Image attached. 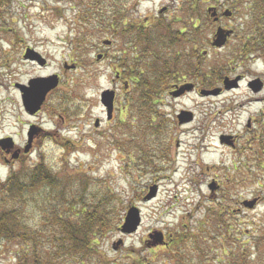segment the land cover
Returning a JSON list of instances; mask_svg holds the SVG:
<instances>
[{"label": "rangeland", "instance_id": "374dc122", "mask_svg": "<svg viewBox=\"0 0 264 264\" xmlns=\"http://www.w3.org/2000/svg\"><path fill=\"white\" fill-rule=\"evenodd\" d=\"M182 1L139 0L128 7L126 14L129 23L150 26L161 5L170 4L176 10ZM74 2L77 5L79 0ZM241 8L229 24L242 41L234 37L223 49H212L208 42L213 32L203 17L201 27L191 33L198 45L194 41L188 46V55L177 65L180 72L188 73L185 81L189 84L197 78L202 83L206 80L203 90H223L222 78L223 82L238 78V87L212 97L193 92L176 100L163 94L157 108L170 126L167 134L146 142L135 133L130 148L123 144L132 140L130 135L114 129L126 115L120 112L122 101L119 103L123 83L115 84L120 44L111 35L98 40L95 29L93 41L82 53L85 59L81 65L75 61L73 48L79 27L76 8L55 0L16 2L11 26L19 41H12V35L0 39V139L12 138L15 147L24 152L30 126L42 129L46 135L34 144L32 139L29 154L13 166L4 165L0 156V188L11 172L25 176L44 162L55 172L58 189L66 186L77 198L87 192L92 203L94 197L101 199L109 189L118 198L119 217L113 231L97 246L105 264H162L163 258H169L163 256L165 248L161 244L155 245L156 235L162 234L167 240L182 230L191 232L194 245L199 241L200 247L199 253L190 249L192 238L182 244L181 254L187 264H236L238 260V264H264V96L254 101L245 84L253 76L264 74V64L256 58L244 59L242 43L256 28L259 12L254 15L243 10L246 7ZM103 10L110 13L111 6L104 3ZM175 15L166 12L163 20L173 22ZM201 30L205 33L199 40ZM102 40L111 45H102ZM28 49L46 60L44 67L23 59ZM212 73L221 79L209 82L207 76ZM54 75L59 80L56 89L36 115L27 114L16 84L27 85L31 79ZM242 76L245 82L239 83ZM106 90L116 92L115 116L110 125L99 102ZM183 111L194 115V123L171 126ZM96 121L98 130L94 128ZM220 138L228 143H221ZM63 140L70 145L66 150L61 147ZM129 149L132 152L126 157L124 151ZM214 182L221 184L218 192L208 188ZM154 187L155 197L144 201ZM252 201V208L244 206ZM224 203H228L227 211H222ZM131 207L140 210L141 224L135 233L124 236L119 227ZM212 207L215 214H220L217 219L210 212ZM24 215L29 231L42 230V225H37L40 213L28 208ZM11 257L1 254L0 264H14ZM167 262L175 264L171 258ZM92 263V259L87 260V264Z\"/></svg>", "mask_w": 264, "mask_h": 264}, {"label": "trees", "instance_id": "16d2710c", "mask_svg": "<svg viewBox=\"0 0 264 264\" xmlns=\"http://www.w3.org/2000/svg\"><path fill=\"white\" fill-rule=\"evenodd\" d=\"M18 1L20 0H0V39L12 35L15 37L12 41H19L11 26L13 6ZM74 1L55 0L57 3L68 4L77 9L75 15L79 27L73 41V48L76 50L75 61H79L81 65L82 60L85 59L82 53L85 52L89 42L93 41L94 30L97 29L98 40L104 35H111V38L118 42V32L122 27H127L122 25L125 20L123 17L127 19L126 10L130 5L139 3V0H79L75 5ZM104 3L111 6L110 13L104 12ZM257 5L264 13V1H258ZM259 14H257L256 27L259 35L262 33L264 36L262 28L264 14L263 17ZM128 28V40L125 46L131 52L137 47L139 60L129 61L123 67L124 73L127 76H135V74L138 76L137 79L129 81V89L123 92L122 100L119 101V103L122 101L120 112L126 115L123 121L121 119L117 121L114 129L124 130L125 134L130 135L131 138L135 133H140L145 141L154 136L158 139L159 135L162 134L161 137H163L167 134L170 126L167 127L168 121L163 118L157 106L161 104L163 92L167 89L168 76L176 70L178 64L173 65L171 61L169 65L165 57L152 62L149 58L152 55L157 56L156 52L160 49L163 51L174 49V47L168 48V45L176 41L178 33L174 30L173 24L164 20L150 26H138L135 37H132L134 33L132 28L130 26ZM122 34L124 35V32ZM211 78L214 82L220 79L214 73L211 74ZM204 82L206 80L203 84ZM64 141L67 140H63L61 147L66 150L70 145L69 142ZM133 141L134 138L128 139L123 144L131 148ZM131 152L130 149L124 151L127 154L126 157ZM86 185L87 182L84 180L83 186ZM59 186L55 172L44 162L37 164L25 176L11 172L6 177L0 188L2 194L0 255L4 253L12 255L11 260L14 264H87L88 259L93 260L92 264L106 263L102 261L97 246L100 240L109 235L117 225V217H119V209L116 208L117 196L106 188L101 199L94 197L95 200L92 199L90 203L87 192L78 195L77 198L73 190H66V186L59 190ZM28 208L40 213V221L37 225H42L41 231L28 230L29 222L25 221L24 215V211ZM170 238L171 246H166L163 256L168 255L167 258H171L175 264H187L181 254V247L191 238L193 242L190 249L196 253L200 252L199 241L195 246V238L189 231L182 230L181 233ZM169 259L163 258L162 264H169L167 262ZM236 262L238 264L239 260ZM131 264L141 263L135 261Z\"/></svg>", "mask_w": 264, "mask_h": 264}, {"label": "flooded vegetation", "instance_id": "af4514ba", "mask_svg": "<svg viewBox=\"0 0 264 264\" xmlns=\"http://www.w3.org/2000/svg\"><path fill=\"white\" fill-rule=\"evenodd\" d=\"M169 3L173 0H167ZM260 0H184L180 3V5H178L177 9L175 10L174 8H172L170 4L167 5H161L159 10H158V14L157 17L155 18L154 21H152V24H155L161 20H163V15H165V13L170 12V13H174L177 14L174 16V20L173 22H168L173 24V28L174 30L178 33L176 35V41L173 42L172 44L168 45V48H172L174 47V49H165L164 51L162 49L158 50L157 56H153L151 53H149L150 55H152V57H150L149 59L151 60H160L163 57H165L168 60V64L170 65L171 61H173V65L178 64L179 60L181 58H184L185 56L188 55L187 50H188V46L192 45L195 41V44H197L196 39L194 38L193 34H191L193 31H196L198 28L201 27V25L203 24V17H206V24L208 25V30L210 32H213L212 38L210 39V42H208L209 46L214 49V50H221L223 49L227 43L234 37H236L238 40L242 39L239 36H236V30L233 26H231L232 24H229L230 21L232 20V18H234V14L236 12H238L240 9H242L241 7H246V9L243 10H247V11H251L254 12V15L257 14V12L262 13L263 10H259L260 7H258L257 2ZM264 1V0H263ZM228 14V15H227ZM123 19H125L122 25L127 26V27H122L120 29V31L118 32L119 35L118 36V44H120L119 46L121 47L120 52L118 53V67L119 70L116 71V75H115V84H122V90L123 92L127 91L129 89V81H133L134 79H137L138 74H135V76H127L124 73V68L125 65L127 63H129V61H137L139 60V51L136 47L133 48L132 52H129V48L127 46H125V42L126 40H128V32H127V28L128 26H130L132 29V31L135 33H132V37H135L136 34L138 33V26L133 24V23H129L128 20V16L127 19L125 17H123ZM253 28V27H252ZM207 29V27H206ZM220 29L222 31H224V34L227 32H230L229 36H226V42L225 44L220 47V48H215L212 44L213 42L216 40L215 39V35L217 33V30ZM129 30V28H128ZM124 32V35L122 34ZM203 32L205 33V30H201V36L200 38H198L199 40L204 38ZM264 32V31H263ZM178 41V42H177ZM111 44H108L106 46H110ZM197 49V48H196ZM195 49V50H196ZM242 50L244 51V59L247 61L249 59H254L256 58L257 60H260L261 64H264V36L262 35V33L259 35V31H257V27L254 28V30H252V35H246L244 38V41L242 43ZM205 54V53H204ZM147 57V56H146ZM145 57V58H146ZM243 59V60H244ZM125 61V63H124ZM177 61V63H176ZM264 66V65H263ZM138 72V71H137ZM183 72V71H182ZM178 70V68H176L175 71H173V73L171 75L168 76L167 79V89L163 92V94L165 95L166 93L168 94V96H170L173 99L178 100L180 97L188 94V93H193L195 92L196 94L201 95V90L204 89L203 87V83L202 80H199V78H197L194 74H192L193 76H195L196 82L195 83H191L189 84L188 82H186V77H188V73H186V70H184V73H182ZM194 73V72H192ZM182 74V75H181ZM216 77H220V76H216ZM222 77V76H221ZM209 82L212 81L211 76L208 77ZM221 79V78H220ZM219 79H217L215 82H217ZM258 80L261 88L258 92H254L251 87L250 84L252 81ZM221 84H223V78L220 80ZM245 82L244 81V77H241V80L239 83ZM214 83V82H212ZM125 84H127V88H125ZM219 85V82L217 83ZM246 87L248 89V95L250 97H258L260 95L264 96V74H258L253 76L252 78H250L249 80H247V82H245ZM187 87H190L188 89H186ZM125 88V89H124ZM175 91V92H174ZM178 91H180V93H178L177 97H174L173 94L177 93ZM226 91L222 90L219 95L222 93H225ZM123 95V93H122ZM166 96V95H165ZM207 97H212V96H207ZM117 98H119L117 96ZM254 101H258L257 98L253 99ZM115 101H116V95H115ZM261 101H263L264 104V98L261 99ZM114 106H115V102H114ZM105 111V110H104ZM36 115V114H35ZM106 116V121L107 123L110 125V123L112 122V120L114 119V110H113V114H112V118L110 120H107V115ZM176 120H174V123L172 122L171 126H186V125H192L195 120L194 115L192 114V121L188 122V123H184L182 125L178 124V116L176 115ZM251 126V122L248 121L247 123V128H250ZM36 127V126H35ZM95 130H98L99 127L95 126L94 127ZM36 129L38 130L34 137H33V144L36 142V140H41L44 138V136L46 135V133L36 127ZM51 138V137H49ZM232 145V144H230ZM33 146V145H32ZM19 151L18 155L16 158H13L12 155ZM29 153H25L23 151H21L19 148H16L14 145V148L12 150H10L8 153L5 151H1L0 150V156L2 159V163L6 166H13L15 163H19L26 155H28ZM264 154V153H262ZM213 184L209 185L208 188H210V192H218L220 190V183L215 184L214 182V186H212ZM228 203H224L222 205V211H227L225 207H227ZM239 210V208H235V211ZM218 211V210H217ZM233 211V212H235ZM210 212H212V216L214 218H216V215L220 216V214H215L214 213V207H212L210 209ZM219 212V211H218ZM229 214V212H227ZM230 216V215H228ZM217 219V218H216ZM200 227H202L200 225ZM199 227L200 232L202 231ZM171 236H168V238L170 240H166L167 237L164 238V244L162 245L164 248H166V246H171Z\"/></svg>", "mask_w": 264, "mask_h": 264}, {"label": "water", "instance_id": "95a60500", "mask_svg": "<svg viewBox=\"0 0 264 264\" xmlns=\"http://www.w3.org/2000/svg\"><path fill=\"white\" fill-rule=\"evenodd\" d=\"M228 15V14H227ZM230 32H227L224 34V31L218 29L217 33L215 35V41L213 42V46L215 48L222 47L226 42V36H229ZM104 44H110V42H106ZM101 58V56H98V60ZM24 60L34 61L36 62L40 67L45 66L46 60L41 57L38 53L32 51V50H26L24 56ZM58 77L57 76H51L48 78H35L31 79L27 85H19L16 84V88L19 89L21 93V100L22 105L25 110V112L29 115H35L43 105L47 95L54 89H56L58 85ZM237 82L238 78L229 81L228 79H225L223 82V87L225 90H231L234 88H237ZM126 87V86H125ZM251 89L254 92H258L261 88V85L258 80L252 81L250 84ZM190 87H187L188 89ZM221 89H214L210 91L203 90L201 92V95L203 96H217L220 93ZM114 99H115V92L111 90L103 91L100 94V104L103 106V108L106 111L107 120H110L112 118L113 108H114ZM179 124H184L187 122H190L192 120V114L188 112H181L180 115H178ZM98 125V121H96L95 126ZM38 130L35 126H31L27 132V145L24 148V152L27 153L31 146V141L33 139V136ZM222 143H228L225 139H221ZM14 147V143L12 138H3L0 139V149L5 152H9ZM19 151L15 152L12 157L16 158ZM156 187L150 188L148 194L144 197V201H150L153 199L156 195ZM254 201L245 203L244 206L247 208H252ZM141 224V216H140V210L135 207H131L127 210L123 224L120 227V232L123 235H130L137 231ZM157 240L155 243L160 245L163 243V236L162 234H158ZM149 238H152V235H149ZM118 244H121V241L118 242Z\"/></svg>", "mask_w": 264, "mask_h": 264}]
</instances>
